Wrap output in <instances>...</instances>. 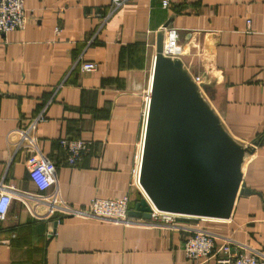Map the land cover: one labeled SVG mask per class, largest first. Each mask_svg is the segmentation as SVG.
Returning <instances> with one entry per match:
<instances>
[{"label":"crops","instance_id":"0c3cea01","mask_svg":"<svg viewBox=\"0 0 264 264\" xmlns=\"http://www.w3.org/2000/svg\"><path fill=\"white\" fill-rule=\"evenodd\" d=\"M25 0L28 22L0 41V188L13 195L0 218V264H195L184 250L188 227L170 229L89 219L50 210L34 197L28 156L56 165L50 191L86 208L96 197L130 194L146 130L158 33L178 30L177 55L239 142L261 139L242 166L252 190L233 213L204 221L264 255V0ZM84 61L98 69L83 71ZM46 109L33 148L14 131ZM63 137L92 142L78 165ZM204 264H213L209 260Z\"/></svg>","mask_w":264,"mask_h":264},{"label":"water","instance_id":"95a60500","mask_svg":"<svg viewBox=\"0 0 264 264\" xmlns=\"http://www.w3.org/2000/svg\"><path fill=\"white\" fill-rule=\"evenodd\" d=\"M163 28L157 39L140 183L161 210L228 219L238 195L252 192L243 183L242 166L261 139L244 144L233 137L203 95L202 84L179 57L164 54ZM151 210L143 197L129 214L149 218Z\"/></svg>","mask_w":264,"mask_h":264},{"label":"built area","instance_id":"2783aa9c","mask_svg":"<svg viewBox=\"0 0 264 264\" xmlns=\"http://www.w3.org/2000/svg\"><path fill=\"white\" fill-rule=\"evenodd\" d=\"M124 1L113 0V3L115 6H120ZM168 4L169 0H165L164 5ZM27 22L28 14L25 0H0V41L9 31L25 28ZM163 31L165 33L164 54L172 57L179 55L181 50L178 43V30L168 25L163 28ZM80 67L83 71H95L98 69V63L84 61ZM193 78L197 83H200L201 78L199 76ZM149 103L150 98L147 100V115ZM46 121V109L44 108L16 128L14 131L17 137L16 147H36L40 139L39 129ZM144 139L139 145L131 185L139 188L143 197L148 199L152 208L149 218L129 214L131 208L130 194L128 193L119 197H96L86 208L74 207L63 200L56 199L54 192L50 191L57 180L56 165L39 150L31 153L27 158L29 175L37 189L34 198L46 203L50 210L57 209L67 215L170 229L188 227L189 235L184 240V250L187 257L195 264H204L211 259L213 264H264V255L252 251L247 245L234 241L231 236L217 233L204 224V221H221V219L171 212L155 206L140 183ZM59 143L66 153L67 162L72 166L78 165L84 156L92 150V142L81 138L63 137L59 139ZM12 200L13 195L4 187L0 188V218L7 215Z\"/></svg>","mask_w":264,"mask_h":264}]
</instances>
